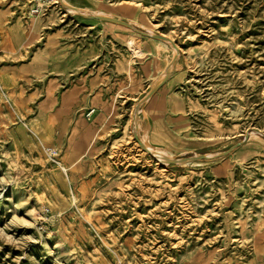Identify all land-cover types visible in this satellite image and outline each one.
<instances>
[{"label": "rangeland", "instance_id": "obj_1", "mask_svg": "<svg viewBox=\"0 0 264 264\" xmlns=\"http://www.w3.org/2000/svg\"><path fill=\"white\" fill-rule=\"evenodd\" d=\"M59 2L0 0V264H264V0Z\"/></svg>", "mask_w": 264, "mask_h": 264}, {"label": "water", "instance_id": "obj_2", "mask_svg": "<svg viewBox=\"0 0 264 264\" xmlns=\"http://www.w3.org/2000/svg\"><path fill=\"white\" fill-rule=\"evenodd\" d=\"M93 18H96V19H99V20H104V21H107V22H110V23H118V24H120V25H122L124 27H127V28H129V29L141 34V35H145L147 37H151L148 33L141 32V31L133 28L130 24L125 23V22L120 21V20L110 19V18H103V17H93ZM152 37L155 38V39L162 40V41L170 42L169 39H167L166 37H163V36L155 35V36H152ZM154 93H155V89L147 96L146 100H148ZM167 161L170 164H183V163L189 162V160H182V159H168Z\"/></svg>", "mask_w": 264, "mask_h": 264}, {"label": "bare ground", "instance_id": "obj_3", "mask_svg": "<svg viewBox=\"0 0 264 264\" xmlns=\"http://www.w3.org/2000/svg\"><path fill=\"white\" fill-rule=\"evenodd\" d=\"M59 3H61L63 6H65V7H67L70 11H72V12H76L77 10H78V8H76V7H73V6H71V5H69L68 4V2H67V0H60V2ZM92 17H103V18H107L106 16H99V15H97V16H92ZM110 19H113V18H110ZM165 43H169L170 45H172V47H173V51H174V53H175V55H177L178 54V46L177 45H175L174 44V42H173V40L171 39L170 40V42H168V41H164ZM130 46H134V45H136L135 44V42H134V40H131L130 42ZM165 75H166V72L164 73ZM165 79V78H164ZM163 78H162V80L160 81V83H162V81L164 80ZM142 142V141H141ZM142 144H143V142H142ZM145 146V145H144ZM144 149V148H143ZM157 156V155H156ZM158 158V157H157ZM167 159V158H166ZM169 159V158H168ZM167 159V160H168ZM161 160V159H160ZM162 162H164V161H162ZM165 163V162H164Z\"/></svg>", "mask_w": 264, "mask_h": 264}, {"label": "built area", "instance_id": "obj_4", "mask_svg": "<svg viewBox=\"0 0 264 264\" xmlns=\"http://www.w3.org/2000/svg\"><path fill=\"white\" fill-rule=\"evenodd\" d=\"M38 4H40V3H38ZM54 154H55V156H57V155H58L56 152H55Z\"/></svg>", "mask_w": 264, "mask_h": 264}]
</instances>
